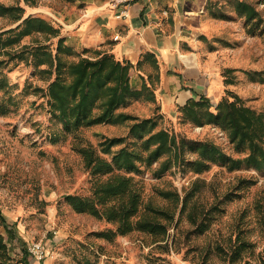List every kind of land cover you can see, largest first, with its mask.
I'll use <instances>...</instances> for the list:
<instances>
[{"label": "rangeland", "instance_id": "374dc122", "mask_svg": "<svg viewBox=\"0 0 264 264\" xmlns=\"http://www.w3.org/2000/svg\"><path fill=\"white\" fill-rule=\"evenodd\" d=\"M33 1L0 0L1 4L22 5L26 10L18 22L0 15V32L16 27L30 15L58 26L60 19L76 7V0ZM219 1L220 10L239 15L231 0ZM252 4L263 16L255 34L251 33L255 26L248 24L246 17L239 15L234 20L227 16L229 21L220 22L210 41L205 42L202 52L206 69L210 78L217 76L221 83V91L206 96L215 111L220 101L229 99L264 113V0H253ZM37 38L45 41L42 34H36L21 44L36 43ZM53 43L56 46L57 39ZM83 55L90 56V52ZM0 58L6 60L3 70L10 83L0 88V109L6 110L0 114V233L8 241L16 264H24L21 261L26 251L30 264H264V169L246 165L231 169L212 163L197 172L188 161L198 153L189 145L184 149L185 161L160 175L155 170L166 156L142 172L128 173L138 182L143 208L153 200L173 211L174 218L164 220L169 222L167 233L134 230L113 239L101 236L103 231L116 230L118 224L77 212L66 196H91L96 184L110 176L94 174L81 148H94L110 159L112 154L102 151L101 142L127 135L130 126L102 123L67 131L53 116L46 95L50 81L40 70L32 62L13 59L3 52ZM133 71L137 77L138 72ZM36 87L44 91H36ZM158 101L159 108L157 103L136 100L118 111L141 118L162 115L158 129L165 128L178 139L211 141L234 158L247 156L249 151L239 150L220 125L184 121L176 104L163 108L159 97ZM121 146H114L113 152ZM170 190L178 192L181 201L161 194ZM194 211L198 212V223H208L204 231L190 218ZM34 242H43L49 252L42 262L29 253Z\"/></svg>", "mask_w": 264, "mask_h": 264}, {"label": "trees", "instance_id": "16d2710c", "mask_svg": "<svg viewBox=\"0 0 264 264\" xmlns=\"http://www.w3.org/2000/svg\"><path fill=\"white\" fill-rule=\"evenodd\" d=\"M26 2L33 4L34 1ZM237 10L240 16L246 17L248 24L255 26L251 29V33L255 34L259 23L263 21L261 11L246 0H238ZM25 11L22 5L7 6L0 3V15L10 16L14 22L22 20ZM36 34H42L45 41L41 42L37 38L36 43L21 44L26 37ZM55 39L56 46L53 43ZM16 45L22 46L20 50L9 49ZM2 52L13 59L32 62L46 80L50 81L46 92L50 109L67 131L102 123H124L130 126L127 135L109 137L101 142L102 151L112 154L110 159L102 157L94 148H81L86 165L94 174L110 176L96 184L91 196H66L68 203L77 212L90 213L118 224L116 230L103 231L101 236L113 239L134 230L154 235L167 233L169 222L164 220L174 218L173 211L170 207L155 204L153 200H149L143 208L144 199L138 182L128 173L142 172L144 167L150 168L166 156L155 170L160 175L173 164L182 162L187 145L198 153L197 158L188 161L197 172L204 171L212 163H221L231 169H238L243 165L264 169V113L241 105L238 100L223 99L215 111L209 97L192 98L180 107V112L184 121H191L199 126L220 125L228 132L239 150L249 151L243 158L228 155L211 141L178 139L176 134L167 129H158L162 115L141 118L132 113L118 111L136 100H147L160 107L156 93L161 80L160 64L157 56L150 51L144 52L136 64L120 60L111 53L99 52L93 57L84 56L83 52L66 43L60 27L45 18L30 15L16 27L0 32V53ZM5 64L6 60L0 58V88L10 85L3 70ZM133 70L138 72L137 77ZM35 90L44 91V88L36 87ZM4 113L6 110L0 109V114ZM130 139H133V145ZM120 144L122 146L113 152V147ZM122 171L127 174L121 173ZM161 194L177 202L181 201V196L176 191H162ZM190 218L201 231L209 226L206 221L198 223L197 211L192 212ZM241 244L246 245L245 241ZM27 256L26 251L21 261L24 264H30ZM0 264H16L8 241L2 233Z\"/></svg>", "mask_w": 264, "mask_h": 264}, {"label": "crops", "instance_id": "0c3cea01", "mask_svg": "<svg viewBox=\"0 0 264 264\" xmlns=\"http://www.w3.org/2000/svg\"><path fill=\"white\" fill-rule=\"evenodd\" d=\"M231 2L238 11V0ZM220 4L219 0H134L128 15L118 17L110 0H76V7L58 26L67 44L90 56L111 53L136 64L144 52L154 53L161 71L156 93L163 108L176 104L178 111L192 98L221 91L219 78H210L202 51L220 22L240 16L228 15Z\"/></svg>", "mask_w": 264, "mask_h": 264}, {"label": "built area", "instance_id": "2783aa9c", "mask_svg": "<svg viewBox=\"0 0 264 264\" xmlns=\"http://www.w3.org/2000/svg\"><path fill=\"white\" fill-rule=\"evenodd\" d=\"M134 0H110L111 7L118 9V17H126L128 15V7ZM29 253L38 262H42L48 256V250L43 242H34L29 245Z\"/></svg>", "mask_w": 264, "mask_h": 264}]
</instances>
